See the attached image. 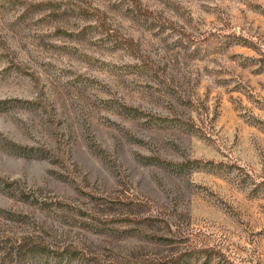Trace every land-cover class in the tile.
Here are the masks:
<instances>
[{"label": "rangeland", "instance_id": "374dc122", "mask_svg": "<svg viewBox=\"0 0 264 264\" xmlns=\"http://www.w3.org/2000/svg\"><path fill=\"white\" fill-rule=\"evenodd\" d=\"M109 197L177 226L150 243ZM172 252L264 264V0H0V264Z\"/></svg>", "mask_w": 264, "mask_h": 264}, {"label": "trees", "instance_id": "16d2710c", "mask_svg": "<svg viewBox=\"0 0 264 264\" xmlns=\"http://www.w3.org/2000/svg\"><path fill=\"white\" fill-rule=\"evenodd\" d=\"M166 167L175 166L173 163H162ZM94 201H101L106 206L109 205H116L121 204L126 207V211L122 217L119 220L120 223H123L124 225H134L141 229H147L150 231H153L155 233L153 234H147L145 235L146 240L150 243H156V244H163L168 241V238L165 237V235H162L159 233L160 228H162L163 234L166 233H172L173 226H177V224L174 221L167 220L163 217H161V213L157 212L155 213V207L152 204L147 203V205H144L143 203L139 201H131L130 203L125 204L122 201H116V199H113L112 197L109 198H99V199H93ZM58 205L63 206V203H58ZM167 230H166V228ZM140 229V232H142ZM159 229V230H158ZM180 231L174 232V235L179 233ZM180 235L183 236L182 233ZM14 246H16V249L14 250V254L18 260L25 259L29 255L35 257L40 254H46V255H52L53 259L56 260H69L73 261V256H77L76 249L73 250L71 247L68 246H55L50 245L46 243L44 240H41L38 237H34L32 235H26L19 240L15 241ZM198 243L195 244L193 249H189L186 254H200L201 252L209 254L208 252H214V249H208L206 251L198 250L197 247ZM212 253L209 254L211 256ZM219 258L223 257V255H220ZM86 258V255L83 256V259ZM185 260V255L182 253H159V254H153L150 256H144L143 258L136 260L133 263H118V264H182V262Z\"/></svg>", "mask_w": 264, "mask_h": 264}]
</instances>
